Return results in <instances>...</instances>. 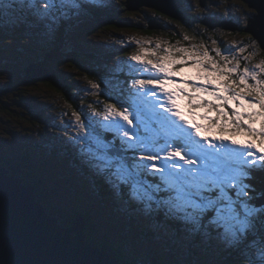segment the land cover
Instances as JSON below:
<instances>
[{
  "label": "snow or ice",
  "instance_id": "6c2138e0",
  "mask_svg": "<svg viewBox=\"0 0 264 264\" xmlns=\"http://www.w3.org/2000/svg\"><path fill=\"white\" fill-rule=\"evenodd\" d=\"M88 7L89 0H0V44L22 28L39 26L54 42L59 25ZM227 19L233 21L230 14ZM243 19L253 48L247 60L264 49V31H252L255 17L245 13ZM212 51L215 56L202 44L141 46L117 62L127 70L117 69L100 90L111 101L102 111L92 118L73 113L79 131L70 141L81 165L129 203L215 241L224 254L216 264H264V188L252 182L264 175V61L254 65L258 73L241 68L231 51ZM185 67L197 75L179 78ZM109 86L115 95H105ZM179 99L192 119L185 118ZM197 115L204 123L196 122ZM238 135L257 139L260 147L239 144Z\"/></svg>",
  "mask_w": 264,
  "mask_h": 264
},
{
  "label": "rangeland",
  "instance_id": "374dc122",
  "mask_svg": "<svg viewBox=\"0 0 264 264\" xmlns=\"http://www.w3.org/2000/svg\"><path fill=\"white\" fill-rule=\"evenodd\" d=\"M204 3L207 5L204 4L203 7V5L197 6V0H175L176 7L173 5L172 7L176 13L181 11L179 19L160 13L150 6L141 5L137 9L124 12L120 27L118 25L104 27L102 26L104 23L98 22L97 19H88L84 14L66 20L59 25L55 40L58 35L64 34L66 39H63L61 51L66 53L81 51L84 54L74 65L73 62L59 56L58 52L48 55L55 41H51L45 34L43 26L22 28L12 33L11 42L5 38L3 44H0V101L3 102L0 103V158L15 160L19 155L29 154L33 161L31 167L21 162H8L12 163L10 165L19 164V169L24 174L33 171L34 175L41 177L46 187L52 189L54 202L51 201V204L53 206L78 209L83 205L84 208H91L95 223L99 224L102 230L107 233L111 232L112 228L123 231L121 226L125 225L127 232L131 233V238L137 241V229L128 227L130 223L128 216H132L136 226L141 227L148 223L149 212L142 207L137 211H129L132 207L126 195L113 187L112 197L109 199L111 204L108 201L105 202L89 183L90 176L79 173L74 163L75 158L79 161L75 151L76 145L70 141V137L77 135L79 131L74 127L76 118L73 113L83 112L92 118L94 111H102L105 104L111 101L99 95L100 90L109 84L117 69L123 68L126 71L128 67L126 63L117 62L128 61L141 46L154 48L157 42H160L162 46L177 47L202 44L213 56L215 52L212 49L221 47L226 53L231 51L232 55L239 59L241 68L246 65L259 73V69H254V65L264 61V49H256L255 55L246 60L245 57L250 56L253 48L250 47V34L240 30L245 28L244 14L254 17L256 10L246 6L242 0H212V2L205 0ZM89 4H92V8L98 10L97 13L100 14L106 12L107 5L116 6V0H89ZM229 14L234 21L235 19L239 21L233 22L237 23L240 29H226L222 25L206 26L196 20L197 17H203V19L216 17L219 21H223ZM151 25L154 27L147 31ZM6 36L7 33H5ZM185 36L188 37L187 40L184 39ZM213 41L217 43L213 44ZM119 49L123 51L120 52ZM232 55L229 56L230 59ZM38 59H45L51 71L58 70L67 81L72 83V93L69 97L48 81L21 78V74L25 76L29 61ZM83 67L92 72L83 71ZM196 75V70L191 67H185L182 72L177 73L179 78L185 80H190ZM261 78H264V73H261ZM249 82L252 83L251 80ZM93 83L99 87L92 88ZM17 87H23V90ZM166 87L174 88L175 85L169 84ZM15 90L22 95L15 96L13 93ZM109 92L115 95V91L110 86L105 95ZM177 103L185 118L192 119L188 113L186 101L179 99ZM8 107L12 110H8ZM99 119L100 117L93 118L94 121ZM196 122L204 123L199 120L198 115ZM93 126H95L94 123ZM255 126L258 128L259 122ZM148 136L151 138V133ZM234 138L239 144L252 142L250 138L247 139L243 135ZM225 139L227 140L228 137L226 136ZM257 142V146H260ZM63 145L74 149L75 153L65 151L62 149ZM22 176L20 175L21 178ZM162 219L167 220L165 217ZM165 220L159 223L154 221L160 227L155 239H150L147 244L144 241L145 244L142 243L141 247H136L128 241L130 244L123 248L122 255L129 260L133 255L135 256V252H138L141 257H144L141 264H149L150 258L147 260V255L145 256L144 253L148 248L153 247L159 255H162L164 264H183L182 257L186 254L183 248L186 243L179 244L173 236L169 237L160 233L161 231L170 234L172 232L168 227V221ZM181 234L184 237L190 236L184 231ZM210 242L205 240L204 246L202 243L195 246V251L200 256L195 258L201 260L202 264H216L223 259L219 258L217 245Z\"/></svg>",
  "mask_w": 264,
  "mask_h": 264
},
{
  "label": "water",
  "instance_id": "95a60500",
  "mask_svg": "<svg viewBox=\"0 0 264 264\" xmlns=\"http://www.w3.org/2000/svg\"><path fill=\"white\" fill-rule=\"evenodd\" d=\"M242 1L256 10L252 31H264V0ZM204 2L202 0L203 6ZM126 5L128 10L147 5L181 18V11H173L175 0H126ZM208 18L211 21L205 18L201 23L238 30L233 22ZM25 72L27 80L54 82L56 79L54 73L38 63L28 65ZM23 174L19 164L0 165V264H120L114 249L86 238L85 216L78 215L69 225L61 223L60 217L51 214L36 197L35 186L24 183L20 177Z\"/></svg>",
  "mask_w": 264,
  "mask_h": 264
},
{
  "label": "trees",
  "instance_id": "16d2710c",
  "mask_svg": "<svg viewBox=\"0 0 264 264\" xmlns=\"http://www.w3.org/2000/svg\"><path fill=\"white\" fill-rule=\"evenodd\" d=\"M106 12H102L100 14L97 13L98 10H94L92 8V4H89L88 10L84 13V16L87 17L88 19H94L98 22L104 23L102 24V26L104 27H109L111 25H118L119 27L122 24V20L124 17V12L125 11H131L127 9V5H126V0H116V6L114 5H107L106 7ZM92 9V12L90 13ZM160 12V11H158ZM128 13V12H127ZM162 13V12H160ZM129 14V13H128ZM164 14V13H163ZM88 15V16H86ZM115 15H117L116 17H114ZM119 17V18H118ZM90 21V20H89ZM66 23V22H65ZM147 30H150L147 28ZM61 33V32H60ZM250 34V33H249ZM63 39H66V36L64 34H61L57 36V39L54 42V47L53 49H51L48 52V55H53L54 52H58L59 56L64 57V59L68 60L69 62H73L77 63L78 58H80V56H84V54H82L81 51H70L69 53L63 52L61 51L62 47H63ZM118 51L122 52V49H119ZM87 55V54H86ZM41 61L37 62L38 64H40L41 66L45 67L49 72L51 73H55L56 75V79L54 82H48L50 83L52 86H54L55 88H57L59 91L64 92V94L69 97V95L72 93V87L69 81L66 80V78L61 74V72H59L58 70L54 69L51 71V68L49 67V65L46 64L45 59H40ZM99 67V66H98ZM101 69H103V67H99ZM83 71L86 72H92L89 70H86L85 67H83L82 69ZM27 75V73L25 72V76ZM25 78V77H24ZM27 80V79H25ZM37 80V79H34ZM40 80V79H38ZM47 82V81H45ZM23 90V87H17ZM74 92V91H73ZM15 94V96H20L22 95L18 90H15L13 92ZM0 103H3L2 101H0ZM6 103H4L5 105ZM75 104V102L73 103V105ZM8 110H12L10 107L7 108ZM241 136V135H238ZM238 136H235L238 138ZM247 139H249V137L245 136ZM257 139H251L252 143H256ZM259 144V141L257 142ZM260 145V144H259ZM258 148L260 146H257ZM62 149H65V151L70 152L71 154L75 153L74 149H71L70 147H68L67 145H63ZM2 161H0V165L3 166H7L12 163L9 162H21L23 164H26L27 167H31V163L33 162L31 160V157L29 154L24 153L23 155H19L17 156V158L15 160L13 159H7V158H0ZM9 161V162H8ZM74 163L77 167V169L79 170V173H83L84 176L88 175L89 177V183L91 184L92 188L99 193L100 197L103 198V200L110 202V197H112V186L108 185L104 180H102L101 178L93 175L90 171H88L87 169H85L80 161L76 160V158L74 159ZM260 163V162H259ZM259 163L257 162V164L259 165ZM26 172V171H25ZM24 183L25 184H32L35 186L36 188V192L35 195L36 197L42 201V203L48 208L49 212L55 216L60 217L61 219V223L64 224H71V221L76 218L78 215H83L86 217V238L90 241H96L98 244L100 245H108L110 247V249H114L116 251V256L119 259L120 264H141L142 262V258L138 252H135V256L133 255L132 258H130L129 260L126 259V257H124L122 255V250L123 248H126L128 243L130 244V242L132 244H134L136 247H141L143 245H141L142 243L146 244L150 241V239H155L156 236L159 234V230L160 227L157 226L154 221H157V223L165 220L162 219L164 216L163 214H157V213H150L149 212V216L150 218H148V223H146L143 226H136V223L133 219L132 216H128V222H130L128 224V227H134L137 230V241H135L134 238H131L130 236V232H127L126 228L124 227L125 225L121 226V228L123 229V231H121L120 229H111V232L107 233L106 231L102 230V227H99L96 223H95V219H94V215H93V210L91 208L87 209L84 208L83 205L81 207L77 208H69V207H63L60 205H56L53 206L51 204V201L54 202V199H52V189H49L48 187H46L44 181L41 179V177L37 176L36 174L34 175L33 171H29L26 172L25 174H23L22 176ZM253 183L256 184L257 189H261L264 188V175H261L259 173L256 174L255 179L252 181ZM54 189V187H51ZM92 189V190H93ZM70 195V194H69ZM111 204V202H110ZM130 207L131 210L129 211H137L139 209H141L138 206H135L131 203ZM82 208V209H80ZM138 208V209H137ZM128 209V208H127ZM118 212V211H117ZM119 213V212H118ZM135 220H137V218H135ZM143 220V219H142ZM168 221V227L170 228V230L172 231L171 234L168 232H164L161 231L160 233H163L167 236H173L174 240L176 242H178L179 244H182L181 242H185L186 245L183 248V251H185V257H182L183 260V264H202L201 260H198L197 258H195L196 256L200 257L198 255V253L195 251V246L199 243H202V245L204 246V241L205 239H203L202 237H200L199 235H194V234H190L189 237H184L181 232L185 230L179 226L178 224H175L169 220H165ZM127 227V226H126ZM130 241V242H128ZM145 241V242H144ZM210 243H213L215 245L216 242L215 241H211ZM217 250L219 252V258H224V254L221 250V248L217 245ZM136 254L138 256H136ZM145 256L147 255L146 259L148 260V258H150V260L148 261L149 264H153V261L156 262V264H164L163 262V257L162 255H159L156 251V249H154L153 247H150L146 250V252L144 253ZM202 259V258H201ZM195 263H193V262Z\"/></svg>",
  "mask_w": 264,
  "mask_h": 264
},
{
  "label": "flooded vegetation",
  "instance_id": "af4514ba",
  "mask_svg": "<svg viewBox=\"0 0 264 264\" xmlns=\"http://www.w3.org/2000/svg\"><path fill=\"white\" fill-rule=\"evenodd\" d=\"M209 1L212 2V0H209ZM243 3H244L246 6H248L245 2H243ZM215 4H216V3H215ZM205 5H207V4H205ZM205 5H204V6H205ZM204 6H203V7H204ZM147 31H148V30H147ZM39 61H41V60H40V59H38V60H30L29 62H30V64H32V63L36 64V63L39 62ZM77 63H78V62H77ZM24 77H25V76H24L23 74H21V78H22V79H25Z\"/></svg>",
  "mask_w": 264,
  "mask_h": 264
},
{
  "label": "bare ground",
  "instance_id": "6f19581e",
  "mask_svg": "<svg viewBox=\"0 0 264 264\" xmlns=\"http://www.w3.org/2000/svg\"><path fill=\"white\" fill-rule=\"evenodd\" d=\"M209 5H210V4H209ZM216 5H217V4H216ZM199 13H200V12H199ZM215 18H216V17H215ZM225 20H227V19L225 18ZM227 21H228V20H227ZM233 21H234V20H233ZM233 21H232V22H233ZM234 22H237V21H236V19H235V21H234ZM234 22H233V23H234ZM200 24H202V23H200ZM235 24H237V23H235ZM160 26H161V25H160ZM206 26H207V25H206ZM238 26H239V25H238ZM209 28H210V27H209ZM237 29H240V28H239V27H237ZM206 30H207V29H206ZM207 32H208V31H207ZM244 32H245V31H244ZM246 34H247V33H246Z\"/></svg>",
  "mask_w": 264,
  "mask_h": 264
},
{
  "label": "clouds",
  "instance_id": "9594fccd",
  "mask_svg": "<svg viewBox=\"0 0 264 264\" xmlns=\"http://www.w3.org/2000/svg\"><path fill=\"white\" fill-rule=\"evenodd\" d=\"M7 166H9V165H7Z\"/></svg>",
  "mask_w": 264,
  "mask_h": 264
}]
</instances>
